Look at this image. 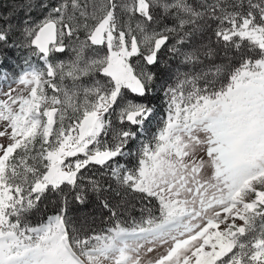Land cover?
<instances>
[{
    "label": "snow or ice",
    "instance_id": "snow-or-ice-1",
    "mask_svg": "<svg viewBox=\"0 0 264 264\" xmlns=\"http://www.w3.org/2000/svg\"><path fill=\"white\" fill-rule=\"evenodd\" d=\"M11 48L0 264H264V0H12ZM113 192L142 203L131 227ZM92 198L111 227L70 217Z\"/></svg>",
    "mask_w": 264,
    "mask_h": 264
},
{
    "label": "rangeland",
    "instance_id": "rangeland-1",
    "mask_svg": "<svg viewBox=\"0 0 264 264\" xmlns=\"http://www.w3.org/2000/svg\"><path fill=\"white\" fill-rule=\"evenodd\" d=\"M11 4L12 3L4 2V3L1 4V6L6 7L7 5H11ZM34 15H35V13H34ZM134 23H135V21H133V24ZM10 50L11 51H10L9 54H7L6 56H3V57H7V56L8 57L0 65V72H3V71H1L3 69L4 71H6L8 73V79L7 80H0V90H3V91H7L8 90V85L9 84H11V86L13 88L22 87V86H18L16 84L12 83L11 79L13 77L15 78V74L18 73L21 64L24 62L25 53H24L23 49L11 48ZM58 58L59 59H68L69 55H67V53H64V54H61ZM135 61H136V58L133 57L131 62L135 63ZM128 95H129V98L140 99L138 97H134L133 94H131V93H129ZM0 98H2V97H0ZM143 99H145L146 101H150L153 105H156L155 102L156 103L159 102V106H160V109L158 108V110H157V118L153 119L152 123L147 126L148 131L146 133V136L150 137L151 134L154 133L157 130V128L159 126V120L165 114V104H164V101L161 100L159 94L154 95V96L145 97ZM161 108H163V109H161ZM0 123H2V122H0ZM142 139H143V137H142ZM8 142L9 141H8L7 138H0V143L7 144ZM129 166H131V161H130ZM122 199L125 200L126 198L123 196ZM125 201H127V200H125ZM130 201H132V200H130ZM95 203L96 204H91V202H89V205H88V207L86 209H81L80 206L77 205L76 214L78 216V220L82 221L86 217L88 222H89V224L91 225V227L94 225L93 224L94 221H95V223H100V222L104 221V218L107 216L106 214L103 213L104 209L102 207H100V204H98L97 202H95ZM75 207L76 206H73L72 208L75 209ZM93 209H95V210L99 209V210L93 211ZM100 209H102V210H100ZM138 209H139V211H141L142 207L140 205H139V208L138 207L137 208L134 207V210H138ZM152 212H153V215H157L155 207H153ZM132 218H133V216L132 217L129 216L128 219L120 217V220L126 221V224L131 225L132 222H133ZM105 219H108V218H105ZM135 220L139 221L140 219H139V217H137V219H135ZM107 222H111V220L109 219ZM166 247L167 246H164V247H159L158 246L156 252L150 254L149 256H145L144 257L145 261H147L149 259H154L157 256L164 254L165 251H166Z\"/></svg>",
    "mask_w": 264,
    "mask_h": 264
},
{
    "label": "trees",
    "instance_id": "trees-1",
    "mask_svg": "<svg viewBox=\"0 0 264 264\" xmlns=\"http://www.w3.org/2000/svg\"><path fill=\"white\" fill-rule=\"evenodd\" d=\"M4 2L12 3V0H0V11H5L6 12L10 5H7L6 7L1 6V4L4 3ZM10 51H11L10 49H0V55L6 56L7 54L10 53ZM67 55H69V53H67ZM7 57H3V61H5V59H7ZM155 104H156L155 106H156L157 110H158V108L160 109L159 102H157V103L155 102ZM161 109H163V108H161ZM93 175H98V171H97V169L95 167L89 168V170L85 173V176L89 177V178L92 177ZM85 183H87V180H85ZM124 197L126 198L125 200H127V205H126L127 211H124L123 215L121 217L128 219L129 216L130 217L133 216L134 219H137V217H139V219H140L141 218V214H142L141 211H139V209L138 210H134V207H136V208L138 207L139 208V205L141 207L143 206L142 203L140 202L139 198L135 194H132V193H129V194H127ZM122 198H123V196H117L114 192L111 194V199H112L113 203L119 202L121 204H124L125 200H123ZM53 199H55V198L53 197ZM130 200H132V201H130ZM90 202H91V204H96L95 202H97L99 204V201H97L95 198H92L90 200ZM73 206H76L75 209L72 208ZM97 210H99V209H97ZM97 210L93 209V211H97ZM100 210H102V209H100ZM76 212H77V205H75L73 203L71 205V210H70L69 215H70L71 218L78 220V216H77ZM156 212H157V209H156ZM103 213L107 215L105 218H108V219L104 218V221H102L100 223H95V221L93 222L94 225L92 226V228L97 230V231H100L102 229H106V228L112 226V221L111 222H107L110 219L109 218V213L106 210H104ZM52 214H54L53 203L50 202L49 200H45L41 204V211L36 213L34 216L31 217L32 223L33 224L38 223V222L46 219L47 216L52 215ZM157 215H158V212H157ZM122 222L124 223V226H127V227H131L132 226V224L131 225L126 224V221H122Z\"/></svg>",
    "mask_w": 264,
    "mask_h": 264
}]
</instances>
